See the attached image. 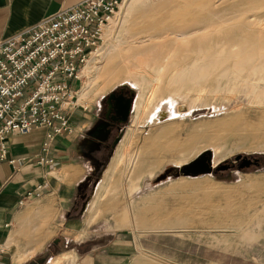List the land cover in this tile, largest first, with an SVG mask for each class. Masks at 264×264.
I'll list each match as a JSON object with an SVG mask.
<instances>
[{"label":"rangeland","instance_id":"374dc122","mask_svg":"<svg viewBox=\"0 0 264 264\" xmlns=\"http://www.w3.org/2000/svg\"><path fill=\"white\" fill-rule=\"evenodd\" d=\"M215 1L217 0H213V2ZM240 1L242 0H225L224 3L222 2L221 4V9L227 11L234 9L236 11L245 7L247 8L255 6L256 8L258 6L259 8L255 10V15L264 18V4L261 0L246 2L242 5L240 4ZM133 4L134 0H123L116 14L112 17L111 21L106 24L105 27L107 28V36L104 40H106L107 43L110 44L116 40L119 28L122 26V23L126 21L127 18H129L131 10L130 8L133 6ZM104 44L105 43L103 42L102 35V42L100 43L99 47H97V49H102L101 52L103 53L107 50L105 46L106 44ZM142 79L143 78L139 75V73H136L135 71L127 72L125 69H123L110 84L105 86V82L101 77L94 80L93 77L90 76V80L92 81L90 84L91 91L88 95L84 96L81 95L80 92L83 90V88L88 86L89 82L86 77L79 76V80L76 82V87L74 89L77 93L73 100L74 107L71 112V117L76 119L78 122V133L84 126L83 124H85L89 119H93L95 114L97 115L99 101L107 93L119 88H125L133 95V104L128 123L117 135L116 143L114 144V147L110 151L109 155L103 160L101 167L95 168L90 162L86 161L87 163H85V165L87 164V171H100V173L95 177L96 181L94 185H90L89 189L87 190V197L85 200L81 201L78 198L75 200V203L78 201L82 205H79L82 212L79 213L77 211L74 213L75 218L79 219L78 223H74L73 229L70 228V231H66V227L62 226V230L58 232L57 236L50 244L51 251L54 252L57 250V247L55 246V241L57 239H59L60 242V245H58V250L61 249L62 244L67 241L68 248H74L80 252L82 249L84 250L86 248L102 245L110 241L114 235L118 239L129 241V238L131 237L130 233H132L134 238H136V253H133V255L130 256V261L125 264H144V259L141 256L142 252L157 256L160 261L159 263L154 264H179L177 259L178 255H164L162 253L164 242L166 243V246L170 244L171 248H173L172 245H174L175 247L173 251L177 252V240H164V238L168 237V234H172L174 236L182 235V237H184L180 231L185 228L197 230L210 228L211 226L209 223L205 224V222L209 221L210 215L208 212L202 214L200 213L197 215L195 220L196 223L194 224L193 219H189L194 217V215H191L190 212L192 208L182 209L177 206L170 208L167 206V204L169 203L168 198H171V200L178 203L184 200L195 199V197L188 195L186 196L182 191V193L175 191L170 195V197L167 195V191L169 189L171 190L173 187L187 189L189 185H197L198 187L205 189L206 184L208 185L216 183H233L242 184L245 186L249 185L252 186V189H257L258 184H264V82H260L259 86H257L248 82L233 81L228 85L229 89L227 91H221L213 94L207 92L187 93L183 90L171 94L169 91H162V89L165 88L164 81H162L159 85H150ZM135 85L137 86L136 90L134 88ZM156 86L159 87L156 89ZM151 87L152 89L157 90L154 97L151 94ZM166 87H168V85ZM171 88L173 89L174 86ZM161 102L163 104H161ZM162 105H164L163 108L165 109V113H167L162 119H156L153 114ZM229 121H232V123L237 121L232 125V127L234 126L235 129H239L241 125L248 128L255 127L253 128V135L250 134L248 137L249 147H251L253 144L255 146L253 145L250 149L244 150V148H237V140L235 137L227 143L218 140L217 137L224 136L227 129L218 127V124L221 122L227 123ZM244 122H247L250 125L248 124L247 126V123L245 124ZM205 125L211 127L210 135L217 136L216 140L211 138L209 140L203 139V141L197 143V152L190 156L189 159L184 162V164H178L176 160L171 159L170 156L167 155L166 159L162 160L163 163L161 162L151 177L149 174H144L141 179L133 186L129 181L130 171H118L112 180V184L106 191H103L102 196L97 199L96 193L99 189L101 180L103 181L102 178H104L105 170L107 169L111 158L117 152L121 141L128 132L131 131L133 137L131 143H129L131 145L128 144L130 146H128L129 149L126 148V150L128 149L127 151L130 152H127L128 155L132 156L135 151L141 148L147 139H150L152 136L159 133L160 128L167 127L172 128L175 131H181V137L177 139L183 143L186 137L195 132L196 129V132L200 134L202 132V128H204ZM155 131H157V133ZM254 134L257 135L255 136ZM254 137H256V140ZM164 145L163 148H168L171 146L170 143H166ZM238 155L245 157H256L261 164L258 167H248L249 169L235 168L229 172H222L219 174L215 173V171H226L227 169L218 170L217 168L224 165H233L235 162V157ZM202 156H206L208 158L207 161H209L210 167L213 171L212 173L187 176L182 173L185 166H189L192 163L198 161ZM221 156L223 157L220 158ZM215 160L218 161V163L213 165V161ZM259 169L262 171H258ZM119 172H121L122 175L124 173V175L122 176ZM215 175L218 177H215ZM141 181L144 182V184H142L144 186H141L145 188L137 190L140 187ZM168 185L171 186L168 187ZM164 186V191L151 193L153 192V189H161ZM130 188L133 189V191ZM220 189L222 190L218 191L217 193L219 201L217 208V220L219 222L218 229H220V232H218L219 252L247 251L250 244L256 241L229 238L226 239L227 236L236 235V233L230 232L231 234L227 235L225 232H221V230L224 229L228 231H236L233 229V223L242 221L243 218L241 216L245 215L244 213L254 211L255 207L262 204L263 199L261 198V195L263 193L257 191H242L240 188H237L240 190H225L232 188H225L222 186L219 188V190ZM146 193L150 194L145 196ZM179 193L183 195L177 196ZM205 194L209 193H201V195ZM111 195L113 196L111 197ZM113 198H117L116 200H118V203L117 205L110 208L111 201L109 200ZM201 198L209 199L208 197ZM153 199H155V203L151 201ZM152 204L156 205V208L149 207V205L151 206ZM104 206H108L110 209L104 211L102 209ZM138 208L140 210H146L147 216L144 217L140 215L138 213ZM174 208L181 213V218L185 219L186 221L185 228L180 229V231L179 229H174L173 231L169 229L148 231L144 226L139 224V222L143 223L145 219H152L154 214L159 217V219L156 218L157 224H159V220L163 219V217L160 215L162 214V216L165 217L166 214H168ZM246 218H249V216H246ZM31 225L37 228L33 229L32 231L31 229L28 230L27 232H29V236L21 234V229L23 227L30 228ZM43 226L45 227L44 224L42 225L38 223L35 218V221L32 224L28 221L22 222L19 232L26 242L30 241L31 243L32 237H40L45 235L43 232ZM213 227L215 228L216 226L213 225L212 228ZM148 236H153V240L147 241ZM82 242H84V244H81ZM192 242L193 240L187 241V243ZM66 257L67 255L63 254L55 258L52 264H61L62 261L66 259ZM188 259L189 262H187V264H194L193 261H191L192 257H186V260Z\"/></svg>","mask_w":264,"mask_h":264},{"label":"bare ground","instance_id":"6f19581e","mask_svg":"<svg viewBox=\"0 0 264 264\" xmlns=\"http://www.w3.org/2000/svg\"><path fill=\"white\" fill-rule=\"evenodd\" d=\"M224 1L134 0L129 18L122 23L114 42L109 44L104 40L107 36L106 24L102 27L103 42L107 43L104 44L107 50L104 53L101 52L102 49H97L99 44L91 51L79 69L78 77H86L89 82L80 94L86 96L90 93L92 82L90 76L94 80L101 77L107 86L123 69L127 72L139 73L142 80L150 85H159L164 81L165 88L162 91H169L171 94L182 90L187 93L213 94L227 91L228 85L233 81L248 82L259 86L260 82H264V18L255 15L258 6L255 8L249 5L251 7L236 11L234 9L222 10L221 4ZM253 1L242 0L240 4ZM261 1L264 4V0ZM112 17L109 18V22ZM172 86H174L173 89ZM158 87L156 86V89ZM134 88L136 90L137 86L135 85ZM156 89L150 88L153 97ZM164 105L154 112L153 116L156 119H162L167 113L163 108ZM235 123L232 121L219 123L218 127L227 128L226 134L219 137L210 135V126L205 125L200 134L196 132L197 129H193L195 132L187 136L183 143L177 139L181 137V131L167 127L160 128V132L155 131L157 134L154 133V136L147 139L132 156L128 155L130 152L127 150L131 145L129 143H131L133 134L131 131L128 132L105 170L103 181L101 180L96 193L97 199L112 184L118 171H130L129 181L133 186L144 174H149L151 177L167 155L176 160L178 164H184L190 156L197 152V143L203 139L216 140L217 137L218 140L227 143L235 137L237 148L250 149L254 144L249 147L248 137L254 132L255 127L248 128L241 125L242 127L235 129L234 126L232 127ZM254 138L256 140V137ZM166 143H170L171 146L163 148ZM217 163L218 161H213V165ZM175 191L176 187H173L167 191V195L170 196ZM116 199L109 200L111 201L110 208L117 205L118 200ZM151 201L156 202L155 199ZM155 206L154 204L149 205L153 208H156ZM110 208L102 207L104 211ZM175 208L165 217L161 214L163 219L159 220V224L156 221L159 217L154 213L152 219H145L139 224L148 231L164 229L172 231L179 229L180 231L185 228L186 221L181 218V213ZM138 213L144 217L147 216L144 209H139ZM35 214L38 216V210ZM27 219L30 217L27 216ZM35 228L37 227L29 228V230L32 231ZM34 251L36 249L21 255L17 261H25Z\"/></svg>","mask_w":264,"mask_h":264},{"label":"crops","instance_id":"0c3cea01","mask_svg":"<svg viewBox=\"0 0 264 264\" xmlns=\"http://www.w3.org/2000/svg\"><path fill=\"white\" fill-rule=\"evenodd\" d=\"M81 1L83 0H0V42L29 29L56 11L69 9ZM95 118L96 114L93 119L83 124L84 126L78 133V122L72 117L70 132L56 138L51 146L49 156L54 159L55 163L52 168L36 164V160L41 156L45 129L36 128L28 135H15L8 139V155L19 159V167L15 168L5 162L0 163V264H52L55 258L63 254L67 257L61 264H125L130 261V256L136 253V238L132 233H130L129 241H123L114 235L110 241L96 247L82 249L80 252L74 248H68L67 241L58 250L60 242L57 239L55 241L57 250L51 251L50 244L62 230V226L66 227V231H70L74 223H78L79 219L75 218L74 213L82 211L79 207L80 202L75 203V200L78 198L83 201L82 199L87 197V190L90 185H94L95 177L100 173V171H87L85 163L88 159L83 155L86 149L81 147L84 137L95 124ZM99 134L100 132L89 135V142L91 144L101 143ZM142 184H144L143 181L137 190L145 188ZM221 186L232 188L225 190L241 189L263 193L261 195L262 204L255 207L254 211L244 213L245 215L241 216L242 221L233 223V229L236 231L221 230L227 235L231 234L230 232L236 233V235L227 236L226 239L256 241L250 244L247 251L219 252L217 193L222 190H219ZM38 187H41V195L35 197L33 193L39 190ZM164 190L165 186L161 189H153L151 193ZM176 191H182L184 195L193 196L195 199L177 203L168 198L167 206L192 208L190 212L194 217L189 219H193L194 224L197 215L208 212L210 219L205 224L209 223L211 227L203 230L185 228L180 231L184 237L168 234L164 240H177L178 251L174 252L175 246L172 245L173 248H171L170 244L166 246L164 242L162 251L164 255H178L179 264H187L189 259L186 260V257H192L191 261L194 264H264V184H258L257 189H252L249 185L233 183L206 184L205 189L197 185H189L187 189L177 187ZM202 192L209 194L201 195ZM82 194L85 195L81 199ZM148 194L150 193H146L145 196ZM182 195L179 193L177 196ZM36 210H38V216L35 214ZM27 216L31 220L27 219ZM35 218L38 223L45 225L43 229L45 235L32 237L31 243L26 242L20 235V227L22 222L28 221L32 224ZM213 225L216 227L212 228ZM26 228L21 231V234L26 230L25 235L29 236L27 232L29 228ZM30 228L32 229L33 226L31 225ZM151 240L153 236H148L147 241ZM191 240H193L192 243H187ZM33 249L36 251L25 261H17L18 256ZM141 256L144 264H154L160 261L157 256L149 253L142 252Z\"/></svg>","mask_w":264,"mask_h":264},{"label":"built area","instance_id":"2783aa9c","mask_svg":"<svg viewBox=\"0 0 264 264\" xmlns=\"http://www.w3.org/2000/svg\"><path fill=\"white\" fill-rule=\"evenodd\" d=\"M121 2L83 0L0 42V163L19 167V159L8 155V139L43 128L36 164L54 166L49 152L71 130L79 69L102 42V27Z\"/></svg>","mask_w":264,"mask_h":264},{"label":"flooded vegetation","instance_id":"af4514ba","mask_svg":"<svg viewBox=\"0 0 264 264\" xmlns=\"http://www.w3.org/2000/svg\"><path fill=\"white\" fill-rule=\"evenodd\" d=\"M132 104L133 95L129 90L125 88L113 90L100 99L97 115L95 118V124L92 130L89 131V133L86 137H84V140L81 143V147L86 149V151L83 152V155L95 168L101 167V165L103 164V160L113 149L114 144L117 140V135L120 133L121 129L128 123L129 117L131 115ZM98 132H100L98 136L101 140V143L91 144L88 140V136L91 134H96ZM247 158L252 159L253 161L252 164H250L249 168L254 167V160L257 158ZM258 162L260 163V161ZM240 163L241 160L238 162H234L233 165H230L226 171H215V173L219 174L222 172L232 171L235 168H238V165ZM215 177L218 176L215 175ZM84 195L85 194H82L80 196L81 199ZM85 198H83L82 200H85Z\"/></svg>","mask_w":264,"mask_h":264},{"label":"water","instance_id":"95a60500","mask_svg":"<svg viewBox=\"0 0 264 264\" xmlns=\"http://www.w3.org/2000/svg\"><path fill=\"white\" fill-rule=\"evenodd\" d=\"M129 108V106H128ZM207 157L206 156H202L198 161L192 163L189 166H185L183 168V174L184 175H199V174H205V173H211L212 169L210 167L209 161H207ZM241 160V163L239 164V169H244V168H248L250 166V164H252V159H249L245 156H241L238 155L235 157V162H238ZM255 164L254 166L258 167L259 166V162L258 159L254 160ZM229 166L228 165H224L222 167L217 168L218 170H226Z\"/></svg>","mask_w":264,"mask_h":264}]
</instances>
